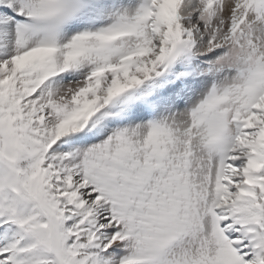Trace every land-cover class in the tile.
Segmentation results:
<instances>
[{"label": "snow or ice", "instance_id": "6c2138e0", "mask_svg": "<svg viewBox=\"0 0 264 264\" xmlns=\"http://www.w3.org/2000/svg\"><path fill=\"white\" fill-rule=\"evenodd\" d=\"M0 264H264V0H0Z\"/></svg>", "mask_w": 264, "mask_h": 264}]
</instances>
